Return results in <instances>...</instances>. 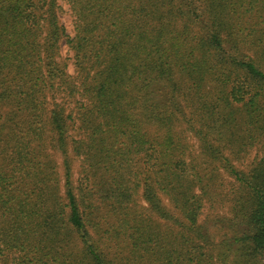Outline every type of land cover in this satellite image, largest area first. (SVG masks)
I'll list each match as a JSON object with an SVG mask.
<instances>
[{"label":"trees","instance_id":"obj_1","mask_svg":"<svg viewBox=\"0 0 264 264\" xmlns=\"http://www.w3.org/2000/svg\"><path fill=\"white\" fill-rule=\"evenodd\" d=\"M64 1L0 0V257L264 264V0Z\"/></svg>","mask_w":264,"mask_h":264},{"label":"rangeland","instance_id":"obj_2","mask_svg":"<svg viewBox=\"0 0 264 264\" xmlns=\"http://www.w3.org/2000/svg\"><path fill=\"white\" fill-rule=\"evenodd\" d=\"M59 4L62 5L64 8V13L61 15V21L66 26L67 32L69 34H73L74 17L71 14L69 5L64 0H59ZM72 56L73 54L68 52V48L66 46H63L62 58L67 59L66 61L69 64V67H68L69 74H71L72 76H75L76 70H75V66L73 65ZM3 112L4 110L2 109V113ZM77 133L78 132L76 131H72V135H77ZM189 141H190L189 142L190 151L193 152L195 156H200L201 150L198 147L197 141L193 138H191ZM204 211L205 213L202 215L200 223L204 225V227L207 228V230H209V232L212 234L217 232V228L215 227L217 223L228 221L227 219L225 220L226 216L229 217V213H228L229 210L227 208L217 207L211 210L209 207H207ZM222 232L224 234L226 231H222ZM215 238L216 240L212 242V246H208V247H211V248L213 247L214 253L216 254V256L220 254V259L225 254L230 256L233 250H230L228 245L227 247L226 245L222 244L221 232H217ZM115 253L118 254V251L117 252L115 251ZM12 254L13 253L8 252L6 253V256L0 257V264H10L11 259H12ZM230 259L228 261H230ZM215 264H225V262L218 260L217 262H215Z\"/></svg>","mask_w":264,"mask_h":264}]
</instances>
